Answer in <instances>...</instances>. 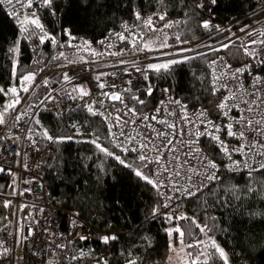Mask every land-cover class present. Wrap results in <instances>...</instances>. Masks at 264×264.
<instances>
[{
  "label": "trees",
  "instance_id": "trees-1",
  "mask_svg": "<svg viewBox=\"0 0 264 264\" xmlns=\"http://www.w3.org/2000/svg\"><path fill=\"white\" fill-rule=\"evenodd\" d=\"M262 5L264 0H215L212 11L222 22L242 19L240 24H246L264 19ZM136 12L140 13L141 20L136 19ZM160 15H164L163 20ZM36 16L45 31L57 39V45L50 41L41 45L36 37L27 39L18 23L25 17H12L0 4V88L5 92L20 84V75L35 72L37 77L52 68L86 60L87 55L78 53V44L82 40L96 46L114 44L121 48L126 43L114 33H132L139 48L144 49V44L150 43V49H158L165 38L169 46L186 45L204 38L200 26L203 14L197 0H51L49 6H39ZM149 17H152L153 26L158 31L153 32L144 26ZM166 24L171 26L166 28ZM65 30L75 38L71 41L73 47L59 46L67 45L69 41ZM14 46H18L19 51L9 53L8 49ZM125 48L132 50L129 46ZM61 52L64 56H59ZM218 53H226L223 55L231 64L245 62L240 47L234 44L226 52L224 49L195 56L167 71L152 70L149 73L152 94L138 93L136 97L143 101L138 104L150 107L164 91H168L182 102L214 114L218 94H212L207 65ZM53 56L58 59L51 60ZM13 59L17 66L16 79L12 75ZM70 60L73 62L69 63ZM65 73L69 75V71L45 75L28 96L27 108L35 107L46 93L64 80ZM45 80L48 81L47 86L44 85ZM18 94L21 98L25 92ZM11 99V94L0 93L2 111ZM31 129L36 146L42 148L49 143L55 154L53 166L44 174L47 199L58 207L76 210L93 231L86 240L76 242L80 253L96 261L104 258L108 264H126L133 258L137 259V264H165L170 254V242H180L177 233L170 237L166 229L178 225L185 233L186 254L197 251L188 248V244L211 238L220 244L232 264H264V171L251 176L226 177L218 185L186 200L170 212L187 219L168 223L163 214L152 216L153 209L160 205L158 193L152 185L146 184L131 168L124 167L114 157L106 156L89 142L99 137L101 147L133 166L140 164L136 156L116 151L109 140L105 118L93 116L85 108L73 109L63 117L53 100H48L35 114ZM45 129L52 137L73 139L62 143L47 141L42 138ZM77 129L84 139L77 138ZM149 169H144V172L148 174ZM3 186L4 178L0 175V190ZM197 224L207 225L208 230L201 232ZM3 228L4 209L0 204V230ZM108 232L117 239L105 244L102 237ZM211 251L214 249L210 247L208 252ZM209 264H223V261L217 258Z\"/></svg>",
  "mask_w": 264,
  "mask_h": 264
},
{
  "label": "built area",
  "instance_id": "built-area-1",
  "mask_svg": "<svg viewBox=\"0 0 264 264\" xmlns=\"http://www.w3.org/2000/svg\"><path fill=\"white\" fill-rule=\"evenodd\" d=\"M22 3H27V0H22ZM22 3L8 4L7 0L0 3L2 7L12 17H28L33 12L36 13L39 6L42 5V0H32V7H22ZM198 5H201L199 10L203 14V19L200 23L204 38L198 42L169 46L167 48L158 49H141L137 45V38L133 40L132 34L125 35L128 37L127 46L132 48L128 51L126 45L118 46H96L87 40H82L78 44V53L87 55L88 58L81 62H76L70 65L55 67L47 72L35 77L31 82L29 92L25 93L20 98L21 103L16 105L15 110L4 115L5 124L0 125V175L4 178L3 189L0 190V204L4 209V228L0 230V253L4 249H8L6 255L0 254V264H103L106 261L102 258L96 261L88 255H81L76 242L81 240V235L90 237L93 233L86 225L85 220L74 209H64L58 207L47 199L46 186L44 181L45 171L53 166L55 154L50 144H46L42 148H38L33 144L34 138L29 133L33 118L39 108L45 101L53 100L58 112L64 117L68 112L76 108H86L87 104L93 101H103V106L94 104V108L102 113L103 118L107 121L108 132L112 124L116 123L115 117L120 116V123L129 120L130 122L124 128L112 127L111 131L116 133L113 138L109 135V140L112 142L116 151L122 155L137 156V152L125 153L117 144L123 143L125 147H138L140 143L145 142V136L151 137L149 149L155 146L166 144L167 140L156 137V133L144 127L145 123H149L157 130H163L172 133V129H168L164 124L157 123L151 120L152 116H157L158 119L167 121L168 123L176 124L175 136H170L174 140L171 147L175 151H169L168 148L161 147L160 152L147 151L150 158H156L163 155L161 164L167 165L168 172L166 176H172L177 182V187L181 191L170 190L171 185L160 189L161 193L172 196L171 201H167L163 196L158 194L160 208L159 214L170 213L178 205L186 200L203 193L204 191L218 185L222 180L230 175H249V170L244 167L245 164L251 167H258L264 162V155H258L259 152H264V148L249 149L245 147L244 152L233 151L239 148L240 145H248L250 142H255L258 145H264V136L258 135L256 131L251 129L246 130L247 139H239L229 137L227 130H223L217 135L228 146L229 155L221 150L217 141L211 140L208 136H201L198 143L191 144V141L196 140L192 135L197 129L203 131V125L196 119L201 111L206 109L194 107L182 102L180 99L171 96L168 91H164L157 102L150 107H140L139 102H135L133 97H136L140 92H147L150 85L148 69L149 64H159L170 60H179L183 57H195L202 54L213 53L208 46L218 48L221 43L237 44L240 47L241 54L245 58L242 64H231L227 61L222 53L216 54L211 61L216 60V64L208 63V73L211 88H213V75H221L225 73L224 79L218 82L227 84L228 88H221L218 94L216 106L225 96H229L231 92L236 93L235 101H229V105L236 103L239 107L233 108L224 116L219 109H215V113L211 114L207 111V119L214 122L216 125H225L232 122L234 118L241 115L253 121L264 120V81L254 85V78L259 76L264 78V64L260 63V57H264V46L259 44L252 45L259 53L257 57H249L244 54V45L248 44L251 39L262 40L264 36L254 35L249 37L246 32L256 30L264 32V19L254 23L240 24L242 19L222 22L218 20L212 11L214 3L212 0H197ZM13 8L15 15H13ZM264 8V6H263ZM209 22L210 27L205 29L203 22ZM218 26V27H217ZM245 29V31H241ZM212 39L210 41H206ZM85 42H88V47H85ZM179 49H191V51L176 53ZM112 53H119L113 55ZM162 53H171V55H163ZM223 57V60L218 59ZM225 63L231 67H225ZM249 65V68L239 75L238 79H233L231 73L238 68H243ZM137 69H140L138 71ZM55 71H69L70 82L62 81L51 89L44 97L33 107L27 108V99L31 92L41 83L45 75ZM147 76V79H145ZM99 77V80H97ZM103 83L105 87L101 89L98 85ZM83 87L85 91H89L90 95L82 99L78 94L73 92V88ZM231 90V92L229 91ZM102 92L117 93L123 102L112 101L108 97L101 95ZM72 97H76L73 99ZM172 101H179L180 104H175ZM245 101L249 103H244ZM251 104L253 111H241L249 107ZM163 102V104L161 103ZM181 105L186 106L188 118L193 121L189 124L180 117L183 115ZM129 108H135L136 115H126ZM157 108L160 112L157 113ZM27 110L29 115L24 116L20 122L15 121V116ZM0 112L2 110L0 109ZM111 113V116H109ZM172 113V115H169ZM149 116V121L141 119L143 116ZM256 128L264 129V125H254ZM241 125L235 124L234 130H239ZM183 130V135L180 134ZM124 131L127 135L120 136V132ZM29 136L31 138H29ZM128 136L136 137V140L130 141ZM57 136H54V138ZM184 141L183 144L179 141ZM198 148V153L188 155L189 148ZM18 153V154H17ZM174 157H178L175 159ZM211 160L217 165L216 169L206 167V161ZM187 161V163H185ZM239 163L238 171L230 170L235 167L233 162ZM189 165L195 172L189 169ZM152 170L160 169L161 165L152 163L149 165ZM179 171L180 176L176 177L175 172ZM215 172L219 177L217 180H207L205 177ZM257 172H252L251 175ZM192 176V180L187 179ZM206 185L195 196L185 197L183 189L192 185L193 191L195 186ZM165 203L170 206L162 207ZM5 204L8 206L5 207ZM43 209V211H40ZM78 215H74L77 214ZM31 230L32 234H29ZM28 237L25 239V237ZM104 236H113L112 232L104 234ZM57 245H63L60 248ZM72 257H77L72 259ZM108 264V263H107Z\"/></svg>",
  "mask_w": 264,
  "mask_h": 264
},
{
  "label": "snow or ice",
  "instance_id": "snow-or-ice-1",
  "mask_svg": "<svg viewBox=\"0 0 264 264\" xmlns=\"http://www.w3.org/2000/svg\"><path fill=\"white\" fill-rule=\"evenodd\" d=\"M14 0H7L8 4H13ZM16 3H22V0H15ZM161 2H163V0H161ZM213 3H215V0H212ZM0 3H4V0H0ZM51 4V0H42V6H49ZM201 5H198V7H200ZM22 7H26V8H31L32 7V0H27V3H22ZM13 15H15V9L13 8ZM54 14V13H53ZM136 19L137 20H141L142 17L140 16L139 12L135 13ZM159 18L161 20L164 19V15H160ZM18 23L20 24V31L21 33L26 34V38L27 39H32L33 37H36L39 41V44H44L46 41H50L52 45H57V39L55 37L50 36L44 29L43 25L40 22V19L36 16V13H32L31 14V18L29 17H25V19L23 21H18ZM144 26L149 28L151 31L156 32L158 31L157 29H155V27L153 26V20L152 17H149L146 21H144ZM171 25H165V27H170ZM202 26L207 29L210 27L209 22L205 21L203 22ZM125 27V31L128 30V26L127 24L124 25ZM218 27V26H217ZM40 33V35H38V32ZM241 31H245V29H241ZM65 35L69 36V41L67 43V45L64 44H60V47H64V46H68V47H73L74 45L71 43V41L73 39H75L74 37L71 36V33L69 30H65L64 31ZM246 34L249 37H252L254 35H260V36H264V32H258L256 30H252V31H248L246 32ZM114 35L117 36V38L121 41V42H128V37H126L124 34L122 33H114ZM136 37L133 36V40H135ZM141 40H143V37H140ZM177 40H179V37L177 36ZM187 41H180V43H186ZM103 43V41H102ZM261 45L264 46V39L262 40H256V39H251L249 41L248 44L244 45V54L246 56L249 57H257L259 56V53L257 52V50L253 47H251L252 45ZM85 47H88V42H85ZM111 46V45H109ZM169 47V45L167 44V40L165 38L164 41H162V43L160 44V48H167ZM210 48L211 51L213 52H219L222 51L224 49H227L230 47V43H221L220 46L218 48H214L211 46H208ZM144 49H148L150 50V43H145L144 44ZM9 53L15 54L16 52L19 51L18 46H14L8 49ZM184 51H191V49H179L178 52L176 53L177 55H179L180 52H184ZM113 55H118L119 53H112ZM163 55H171V53H162ZM59 56H64V53L61 52L59 54ZM58 59V57L53 56L51 57V60H56ZM82 59V58H81ZM192 59V57H183L182 59L179 60H170L167 62H162L159 64H149L148 65V69L151 70H155L157 72L160 71H167L169 70L173 65L178 64V63H184L187 60ZM218 59L223 60V57H219ZM73 61H69V63H72ZM216 60L211 61L212 65L216 64ZM260 63L264 64V57H260L259 60ZM38 63V61H37ZM225 67L230 68L231 66L225 63ZM249 68V65H245L243 68H238L235 71H233L231 73V77L233 79H238L239 75H242L247 69ZM138 71H140V69H137ZM12 75H13V79L17 78V66H16V61L15 59H13L12 62ZM226 74L225 73H221V75L216 76L215 74L213 75V88H212V94L215 95L217 92H219L221 90V88H225L227 89L228 86L227 84H220L219 86H217L218 82L221 81L222 79H224V76ZM36 76L35 72H30L28 74H23L19 76V80H20V84L18 86H13L11 88H9L6 92L4 89L0 88V93H4L5 95L11 94V96L13 97V99L9 100V102H7L4 105L3 111L0 112V125H3L6 123L5 119H4V115L5 113H7L9 110H15L16 105L21 103L20 100V96H19V92H29L30 87L32 86L31 82L34 81ZM64 81L66 82H70L71 81V77H69L66 73L64 74L63 77ZM145 79H147V76H145ZM97 80H99V77H97ZM262 81H264V78H261L259 76L254 78V85L256 84H260ZM48 81L45 80L44 81V85L47 86ZM101 89H103L105 87V85L103 83H99L98 85ZM229 91L231 92V90L229 89ZM73 92L78 94L79 98H83L85 96H89L90 92L89 91H85L83 87L80 88H73ZM152 94V86L149 85L148 87V95ZM101 95L108 97L110 100L112 101H120L121 103L123 102L122 97L117 94V93H106V92H102ZM73 99H75L76 97H72ZM133 99H137L139 103H143V101H139L138 97H133ZM236 99V93L235 92H231V94L229 96H225L221 102L216 106L217 109H219L221 111V113L224 116L228 115V112L231 111L233 108H238L239 106L236 103H232L231 105H229V101H235ZM175 104H180L179 101H172ZM100 104L101 106H103V101H93L91 104H87L86 108L89 114L93 115V116H98V115H103L102 113H100L99 111H97L94 108V104ZM163 104V102H161ZM244 103H249L247 101H245ZM251 104H255V101H252L249 104V107L245 110H241V111H253V108L251 106ZM181 110L183 112V115L180 117L181 120L186 121L187 123L191 124L193 123L192 120H190L188 118V114L186 111V106L181 105ZM157 113L160 112V109L157 108ZM131 114L132 116L136 115V110L135 108H129L127 110L126 115ZM29 115L28 111L25 110L19 114H17L15 116V121L18 123L20 122L24 116ZM169 115H172V113H169ZM109 116H111V113H109ZM142 120L144 121H149V116L145 115L143 117H141ZM196 119L199 121V123L201 125H203V131H200L199 129H197L195 132L192 133V135H194L196 137V140L191 141V144H196L198 143L199 139L201 136H208L211 140L213 141H217L219 143V146L221 148L222 151L225 152V154L229 155V159H231V154L229 153L228 150V146L226 144H224V142L220 139V137L217 135V133H220L223 130H227V135L229 137H233V138H239V139H247L246 137V130L251 129L252 131H256L258 133V135L264 136V129L261 128H256L254 127V125H264V120H256L253 121L251 119L246 118L245 116L241 115L238 118H234V120L232 122H229L228 124H225L223 126L221 125H216L214 124L213 121L207 119V111H201L198 113ZM121 117L120 116H116L115 117V121L116 123L112 124L109 128V135L113 138L116 137V133L111 131L112 127H121L124 128L128 125V123L132 122L134 123V121H129V120H125L123 121V124L120 123ZM151 120L156 121L157 123H161L164 124L168 129H172V133L163 131V130H157L155 128L152 127L151 124L149 123H145L144 127L146 129H150L151 131H154L156 133V137L157 138H161L163 140H167L166 144H162L160 146H155L152 149H149V143L151 142V137L149 136H145V142H142L139 144L138 147H125L123 143L117 144L116 147L120 148L123 152L125 153H129V152H137L138 155L136 156V160H138L140 162V164L138 166H133L130 163H127L124 159H122L120 156L118 155H114V153L110 152L108 149L101 147V145L98 143L99 137L96 138V140L93 141H89L91 143H94L96 148L104 153L106 156H111L114 157V159H116L120 164H122L124 167L126 168H131L135 175L137 177H139L141 180L145 181L146 184L152 185V187L157 191V193L161 196L164 197L165 200L167 201H171L173 199L172 196H168L164 193L160 192V189L163 187H167L169 186V184L171 185L170 190L172 191H181V189L179 187H177V182L173 179L172 176H166L164 175V173L168 172V167L167 165H162L161 161L162 159H164L163 155L158 156L156 158H150L147 155V151H156V152H160V148L164 147V148H168L169 151H175V149L173 147H171L174 143V140L172 138H169L170 136H175L176 134V129H177V125L176 124H172V123H168L167 121L164 120H160L158 119L157 116H152ZM36 123H39V120H36ZM235 124H239L241 125V128L239 130H234V126ZM73 127H75V125H73ZM29 133H32V129L29 128L28 129ZM77 132H79V130L77 129ZM180 134L183 135V130H180ZM127 134L124 131L120 132V136H126ZM29 138H31L29 136ZM42 138L50 141V142H54V143H62L65 140H71L73 139L72 137H52L51 135H49L48 131L45 129L42 133ZM128 140L130 141H135L136 137H132V136H128L127 137ZM179 143L183 144L184 141H179ZM33 144H35V141L33 142ZM245 147H248L249 149H253V148H264V145H258L255 142H250L248 145H240L239 148L237 149H233V151H238L243 153ZM199 149L198 148H189V153L188 155H191L193 153H198ZM18 154V153H17ZM258 155H264V152H259L257 153ZM175 159H178V157H174ZM155 163L157 165H161V168L163 169V171H161L160 169H156V170H152L149 169V165ZM185 163H187V161H185ZM233 164L235 165V167L230 168V170L233 171H238L239 169V163L234 161ZM206 167L207 168H211V169H216L217 165L212 162L211 160H207L206 161ZM244 167L246 169L249 170V176H251L252 172H260V171H264V162L260 163L258 167H251L248 164H245ZM144 169H149L148 174H146L144 172ZM189 169L193 172H195V169H192L191 166L189 165ZM0 171H3L2 168H0ZM181 174L179 171L175 172V176L179 177ZM187 179L189 181L192 180V176H188ZM205 179L207 180H217L219 179V177L216 175L215 172H212L210 175H207L205 177ZM192 185H189V187L184 188L183 189V195L185 197H192L195 196L197 194V192H200L201 189L203 187H206V185H199V186H195V191L191 190L192 189ZM249 191H252V189H249ZM8 205L5 204V207H7ZM170 205L168 203H165L164 205H162V207H169ZM161 206L158 205L157 207H155L152 211V216L156 217L159 214V208ZM40 211H43V209H40ZM74 215H78L74 214ZM165 215V219L166 222L168 223H172L174 220L178 221L181 219H187V217L184 216H180V217H176L174 216L172 213H166L163 214ZM195 222V221H193ZM197 227H200V231L201 232H206L208 230L207 225L204 226H200L199 224H197ZM166 231L168 232L169 236L171 237L173 233H177L179 235V239H180V244H181V251H183L184 248V241H183V237L185 235V233L181 230V228L177 225L173 228H169L166 229ZM32 232L31 230L29 231L28 235H31ZM28 237L26 236L25 239H27ZM81 240H86L87 237L81 235L79 237ZM117 239L116 236H104L102 237V242L107 244L109 243L111 240H115ZM211 239V238H210ZM203 244L202 241H196L193 244H188L187 247L188 248H194L197 249L196 252H189L186 255L191 258L190 259V264H209V261H215V259H220L223 261V264H228V257L227 254L225 253V251L215 243L214 240H211V244L210 247L212 249H214V251L208 252V251H200V247ZM57 247H64L63 245H57ZM169 249L175 251V247H174V241L170 242L169 244ZM8 252V249H4L3 253H0L2 255H6ZM85 253H81V255H84ZM128 255L131 257L132 253H128ZM77 257H72V259H76ZM102 259V258H101ZM103 264H107V261H103ZM126 264H137V259L133 258V259H129L126 261Z\"/></svg>",
  "mask_w": 264,
  "mask_h": 264
},
{
  "label": "rangeland",
  "instance_id": "rangeland-1",
  "mask_svg": "<svg viewBox=\"0 0 264 264\" xmlns=\"http://www.w3.org/2000/svg\"><path fill=\"white\" fill-rule=\"evenodd\" d=\"M77 138H83L84 139V137L80 131L77 132ZM211 240L212 239H210V238H204L202 241L203 244H202L200 251H205V250L208 251L210 248ZM215 243L220 246V244L217 241H215ZM174 247H175V251L170 250V254H169L168 259H167L165 264H189V258L186 255L185 244H184L183 251L180 250L181 249L180 242L178 244H174ZM228 264H232L229 258H228Z\"/></svg>",
  "mask_w": 264,
  "mask_h": 264
},
{
  "label": "bare ground",
  "instance_id": "bare-ground-1",
  "mask_svg": "<svg viewBox=\"0 0 264 264\" xmlns=\"http://www.w3.org/2000/svg\"><path fill=\"white\" fill-rule=\"evenodd\" d=\"M262 6H263V5H262ZM246 22H247V21H246ZM248 22H249V21H248ZM251 23H252V21H251ZM253 23H254V22H253ZM242 24H243V23H242ZM131 34H132V33H131ZM126 35H127V34H126ZM116 45H117V44H116ZM112 46H114V44H113ZM228 49H229V48H228ZM226 50H227V49H225V52H226ZM222 51H223V50H222ZM223 54H224V53H223ZM225 54H226V53H225ZM225 54H224V55H225ZM84 56H85V55H84ZM226 56H227V55H226ZM85 57L88 58V56H85ZM242 57H243V56H242ZM243 58H244V57H243ZM243 58H242V59H243ZM227 60L229 61V59H227ZM243 62H244V61H243ZM239 63H240V62H239ZM236 65H237V64H236Z\"/></svg>",
  "mask_w": 264,
  "mask_h": 264
},
{
  "label": "water",
  "instance_id": "water-1",
  "mask_svg": "<svg viewBox=\"0 0 264 264\" xmlns=\"http://www.w3.org/2000/svg\"><path fill=\"white\" fill-rule=\"evenodd\" d=\"M146 93L148 94V91Z\"/></svg>",
  "mask_w": 264,
  "mask_h": 264
}]
</instances>
